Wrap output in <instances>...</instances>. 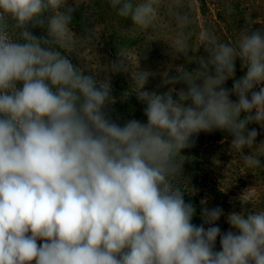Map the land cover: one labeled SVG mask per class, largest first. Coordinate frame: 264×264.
Segmentation results:
<instances>
[{"label": "clouds", "instance_id": "clouds-1", "mask_svg": "<svg viewBox=\"0 0 264 264\" xmlns=\"http://www.w3.org/2000/svg\"><path fill=\"white\" fill-rule=\"evenodd\" d=\"M109 2L145 29L163 7L175 24L172 52L197 67L164 72L168 90L158 93L144 90L152 73L118 55L105 73L131 71L146 117L120 125L106 111L110 76L85 73L56 47L73 40L81 0H0V264H264V209L248 210L251 188L222 233L223 209L203 207L194 224L178 183L181 152L202 132H228L232 154L264 166L244 152H264L247 128H264V27L225 43L207 28L197 35L184 0ZM48 10L38 38L30 28L43 27ZM194 36L206 55H190ZM237 60L246 69L239 79Z\"/></svg>", "mask_w": 264, "mask_h": 264}, {"label": "rangeland", "instance_id": "rangeland-1", "mask_svg": "<svg viewBox=\"0 0 264 264\" xmlns=\"http://www.w3.org/2000/svg\"><path fill=\"white\" fill-rule=\"evenodd\" d=\"M71 2L72 0H69V3ZM204 2L205 5H202L200 0H184L185 5L193 10V28L197 35L207 28L212 30L221 42L235 43L242 30L264 27V0ZM81 4H86L90 9L89 13L91 16L94 13L96 19H93V26L88 30H80L71 25L73 40L69 46L64 47L70 58L83 71L96 75L100 80L107 75L112 83L115 74H120L125 76L132 86L131 71L105 73L107 64L117 60L118 55H123L133 65L138 64V70L152 73L144 90L166 92L168 86L162 85V74L169 72V75H177L176 67L186 64V58L183 55L177 56L170 48L174 39L175 24L166 10L162 7L156 20L145 29L133 25L129 18L120 17L110 6L109 0H81ZM233 7H239L240 12L244 13L243 17H238L237 23L232 22ZM51 16L50 10L43 13L44 26L37 27L41 35L43 30L47 32L48 18ZM191 44L190 54L203 52L195 36ZM238 62L241 64L239 60ZM180 84L175 87L178 89ZM231 99L235 100L236 97L232 96ZM247 128H256L259 133L254 147L264 142V128L255 123L249 124ZM231 140L232 136L229 135L226 139L208 142L201 152L203 167L208 177L204 205L207 208L219 206L223 209L224 215L216 222L222 233L230 230L227 215L233 211H241L239 196L245 189L251 188L254 194L253 204L248 206V210L264 209V166L246 167L238 154L230 152ZM251 151L261 158L264 165V152L244 149L246 154H251Z\"/></svg>", "mask_w": 264, "mask_h": 264}, {"label": "trees", "instance_id": "trees-1", "mask_svg": "<svg viewBox=\"0 0 264 264\" xmlns=\"http://www.w3.org/2000/svg\"><path fill=\"white\" fill-rule=\"evenodd\" d=\"M202 5H205V0H200ZM101 7V6H100ZM233 7L232 16L233 23L239 22L237 21L238 17H243L244 13L240 12V8ZM90 9L86 4H81V6L73 13V25H75L80 30H88L93 26V19L95 18V14L93 16L89 13ZM249 18V17H248ZM127 19V18H125ZM245 20V18H244ZM42 29V28H41ZM32 33L38 38L41 36H45L47 34L46 31L43 30L42 35L39 33V30L36 28H30ZM58 50H60L64 55H68V52L64 48H60L58 45ZM193 58L198 57L199 55H206L204 52H193L190 54ZM71 59V58H70ZM74 64V60H72ZM188 59L186 58L185 67L186 70L192 71L197 65L195 63H188ZM246 69H242L241 64L236 61V71H235V79H239ZM88 74H92L90 72H85ZM233 79H229L225 87L228 89L232 88ZM131 84L125 78V76L120 74H115L114 79L111 83V96L113 97L114 103H110L107 105L106 111L111 119L117 122L120 125H123L127 120L136 119L141 122L146 123V117L144 115V107L145 105L137 99V96L134 92H130ZM184 87L183 83L178 86V89ZM157 92V91H156ZM126 93V95H125ZM128 93V94H127ZM230 134L226 131L215 130L210 133H200L198 136H194L192 138V146L182 150L181 155L185 158L182 164V177L178 178V183L182 187V190L185 191L184 199L185 202H190L196 208V215L193 217V223L196 225H200L203 223L200 213L202 208L205 205L201 204V201L204 198L205 188L207 187L208 177L204 170L201 152L204 146L208 142L220 141L226 139ZM207 228L208 225H205ZM39 243V242H38ZM215 250H220L219 239L217 238Z\"/></svg>", "mask_w": 264, "mask_h": 264}]
</instances>
